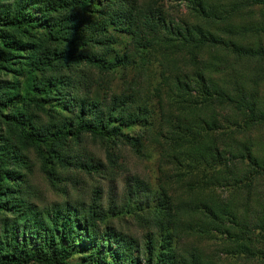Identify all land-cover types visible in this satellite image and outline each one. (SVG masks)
Here are the masks:
<instances>
[{"label": "trees", "instance_id": "trees-1", "mask_svg": "<svg viewBox=\"0 0 264 264\" xmlns=\"http://www.w3.org/2000/svg\"><path fill=\"white\" fill-rule=\"evenodd\" d=\"M0 264H264V0H0Z\"/></svg>", "mask_w": 264, "mask_h": 264}, {"label": "rangeland", "instance_id": "rangeland-1", "mask_svg": "<svg viewBox=\"0 0 264 264\" xmlns=\"http://www.w3.org/2000/svg\"><path fill=\"white\" fill-rule=\"evenodd\" d=\"M103 157L102 154H100ZM124 161L126 162L129 172L136 173V172H153L154 173V160L153 161H142L136 159L134 156L127 154L124 157ZM95 180L91 181L86 177H81V181L79 182L78 186L70 187L69 183L65 184L67 191L69 192L68 195L61 194L56 192L55 190L51 189V187L45 182L42 176L35 171L34 176L31 179V183L33 185L34 191L37 193L38 202L40 204L43 203H51L52 201H63L66 199L74 200L75 197L81 198L82 201L89 202L94 194L93 188L90 185L97 186L99 188V193L102 195L103 198L108 195L110 187L115 186L116 190L119 192L121 181L110 182L103 179L94 178ZM71 195V196H69ZM225 258L224 256H222Z\"/></svg>", "mask_w": 264, "mask_h": 264}]
</instances>
